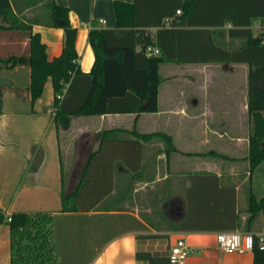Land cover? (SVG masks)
<instances>
[{"label": "crops", "instance_id": "1", "mask_svg": "<svg viewBox=\"0 0 264 264\" xmlns=\"http://www.w3.org/2000/svg\"><path fill=\"white\" fill-rule=\"evenodd\" d=\"M116 1L136 0H55L70 11L71 25L78 30L77 64L84 74L95 62L89 43L92 23L115 30ZM155 1L143 9L145 20L157 11ZM17 4L20 17L28 20L42 7L31 0ZM34 29L42 36L48 59L59 57L64 30L42 25ZM254 29L263 30V23L255 22ZM150 31L155 37L157 29ZM18 37L1 36L0 62L28 50V41ZM225 41L227 48L240 44ZM199 45L179 44L178 52H190L182 55L185 61L160 66L156 113L56 122L51 79L33 103L28 93L31 69L0 68V77L11 83L0 86V210L6 217L52 216L57 264H172L170 255L180 240L191 249L186 264H254L253 252H224L217 244V235L226 231L264 237V213L247 226L250 189L264 198V162L249 171L255 125L249 113L248 76L241 80L239 75L247 64L192 61ZM81 83L73 89L76 98L84 93ZM14 89L24 90L23 95ZM104 132L114 134L104 140ZM136 134L166 135L172 145L163 137L142 140ZM93 154L97 156L82 207L91 211L62 212V193L75 191ZM104 180L112 187L106 196L109 184L101 187ZM233 227L237 229H227ZM0 264H11L7 223L0 224Z\"/></svg>", "mask_w": 264, "mask_h": 264}, {"label": "trees", "instance_id": "2", "mask_svg": "<svg viewBox=\"0 0 264 264\" xmlns=\"http://www.w3.org/2000/svg\"><path fill=\"white\" fill-rule=\"evenodd\" d=\"M152 1L136 0L133 4L116 1L115 30L105 29L96 21L92 23L89 43L95 62L92 71L84 74L77 64L78 30L71 25L67 8L58 6L55 0H31L33 4L42 3L48 14L28 20L20 17L17 0H0V38L4 33H10L14 38L19 36L28 41L25 53L11 54L1 60L9 68L27 66L31 69L28 93L33 103L43 96L46 83L52 80L56 122L80 116L156 113L162 81L160 66L185 61L182 55L190 52L183 48L180 53L177 46L188 41L201 44L192 52V61L247 64L249 113L255 125L248 157L252 174L264 162V32L255 35L253 30L255 22L264 24V0H158L155 1L157 11L145 20L143 9L152 7ZM178 11H181L179 16ZM36 25L65 32L62 54L53 61L48 59L42 36L34 29ZM152 28L157 29L155 37L150 31ZM224 38L238 41L242 46L227 48ZM148 46L158 49L160 54H147L144 48ZM77 82H82L85 89L78 98L73 95ZM13 91L19 96L24 92L22 89ZM109 134L114 132H104L101 138L105 140ZM136 135L142 140L163 137L172 145L166 135ZM171 149L175 150L172 146ZM96 156L93 154L88 159L75 191L62 193V212L91 211L82 208L86 200L83 192L92 180ZM109 182L104 180L101 187L107 189ZM111 191L109 184L105 196ZM101 199L97 203H101ZM247 211L250 215L247 226L264 213V198L258 199L251 189ZM3 223H7V217L0 210V224ZM7 224L11 231V264H57L52 216L17 213L11 215V222ZM227 229L236 230L237 227ZM252 252L254 264H264V242L260 244V237L255 236Z\"/></svg>", "mask_w": 264, "mask_h": 264}, {"label": "built area", "instance_id": "3", "mask_svg": "<svg viewBox=\"0 0 264 264\" xmlns=\"http://www.w3.org/2000/svg\"><path fill=\"white\" fill-rule=\"evenodd\" d=\"M178 15L181 11H178ZM149 55H159L160 51L151 46L145 48ZM55 112V111H53ZM11 222V216H7V223ZM264 237H260V244H263ZM217 244L220 250L224 252H236L239 254L252 252L255 246V236L251 233H242L240 231L220 232L217 235ZM191 249L184 240H180L172 249L170 262L172 264H186Z\"/></svg>", "mask_w": 264, "mask_h": 264}, {"label": "rangeland", "instance_id": "4", "mask_svg": "<svg viewBox=\"0 0 264 264\" xmlns=\"http://www.w3.org/2000/svg\"><path fill=\"white\" fill-rule=\"evenodd\" d=\"M36 1H38V0H36ZM38 13L39 14H37L38 15L37 17L38 18H43V17H45L48 14V11L44 7H40V10L38 11ZM263 26H264V24H263ZM260 31L264 32V29L263 30H260V29L259 30H255L254 29L255 34L259 33ZM241 46H242V43L234 45V46H231V48H239ZM243 66L244 67H242V69L239 70V75H240V79L241 80L244 78V75L248 76V70H249L248 65H243ZM166 73H167L166 71L162 72L163 75H166ZM222 85L224 86L225 84L222 83ZM232 117L233 116H231V118ZM229 119H228V121H229ZM67 176H69V173H67ZM70 179H71V175H70V178L68 180H70ZM68 190H71V188H68ZM241 231L244 232L245 228L243 227Z\"/></svg>", "mask_w": 264, "mask_h": 264}, {"label": "water", "instance_id": "5", "mask_svg": "<svg viewBox=\"0 0 264 264\" xmlns=\"http://www.w3.org/2000/svg\"><path fill=\"white\" fill-rule=\"evenodd\" d=\"M7 67H8V65L4 64L3 62H0V68H7ZM3 85L10 86L11 83L8 80L0 77V86H3Z\"/></svg>", "mask_w": 264, "mask_h": 264}]
</instances>
